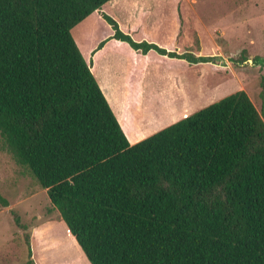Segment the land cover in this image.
Instances as JSON below:
<instances>
[{
	"label": "trees",
	"instance_id": "trees-1",
	"mask_svg": "<svg viewBox=\"0 0 264 264\" xmlns=\"http://www.w3.org/2000/svg\"><path fill=\"white\" fill-rule=\"evenodd\" d=\"M108 2L0 0L4 148L91 264H264L261 111L239 89L130 144L72 28L97 12L112 30L98 46L211 58L133 39Z\"/></svg>",
	"mask_w": 264,
	"mask_h": 264
},
{
	"label": "rangeland",
	"instance_id": "rangeland-1",
	"mask_svg": "<svg viewBox=\"0 0 264 264\" xmlns=\"http://www.w3.org/2000/svg\"><path fill=\"white\" fill-rule=\"evenodd\" d=\"M148 3L153 7L157 5L159 11H163L161 19L169 20L170 14H175L172 19L180 21L182 29L186 24L182 42L175 41L173 46L168 43L169 48L184 49L195 56L199 54L211 58L202 62L207 69L206 83L210 86L214 82L220 83L211 91V98L219 96L220 99L243 89L264 118V0H148ZM104 9L111 12L108 4ZM223 13L227 15L223 16ZM137 18L141 20L146 17L142 13ZM221 18L232 27L229 43L220 41L216 34H200L204 26L207 27L205 30L215 33L213 26L221 22ZM111 33V27L97 12H92L72 28V36L87 60L95 57L98 54L95 52L104 45L127 52L128 44L115 39L98 46ZM132 36L136 40H143ZM158 44L163 46L162 42ZM242 49L246 51L243 55ZM256 56L259 57L254 63ZM159 67L150 66L147 74L155 79L164 65ZM144 70L145 65L138 66L136 73L141 75ZM126 85L129 88L127 110L133 99H137L135 93L141 90L136 89L134 93L133 89L139 84H131L129 78ZM149 94L150 102L157 98L156 94ZM162 103L164 100H160ZM0 194L8 201L7 206L0 204V264H30V261L32 264H91L68 231L58 210L51 204L46 190L38 184L28 168L15 162L4 148L1 138Z\"/></svg>",
	"mask_w": 264,
	"mask_h": 264
},
{
	"label": "crops",
	"instance_id": "crops-1",
	"mask_svg": "<svg viewBox=\"0 0 264 264\" xmlns=\"http://www.w3.org/2000/svg\"><path fill=\"white\" fill-rule=\"evenodd\" d=\"M107 4L111 12L120 20L125 33L132 34L138 39H147V41L149 39L151 40L149 42L155 43L168 53L173 51L180 55L188 53L184 49L169 48L170 43L173 46L175 41L182 42L183 29L186 30V24L182 29L180 21L172 19L175 14H173L174 16L170 14L169 20L161 19L164 16L163 11H159L160 8L157 5L151 6L148 0H109ZM169 9H171V4ZM142 13L146 18L138 20L137 16ZM224 15L227 14L223 13ZM166 17L168 15L164 18ZM185 18L187 19V17ZM220 20L221 22L218 21L213 26L215 33L207 31L208 29L205 30L204 28L207 27L204 26L200 30V34L202 36L216 34L220 41L228 42L232 35V27L230 23H224V19ZM137 34L138 36H136ZM159 42H162L163 46H160ZM127 46H125L127 52L124 53L118 48H109L104 45L103 48L95 52L98 54L92 58V69L100 89L130 144L150 136L208 105L213 100H218L219 96L215 99L211 98L213 94L211 91L216 89L220 83L214 84V82L211 86L206 83L205 70L207 69L204 67V63H190L185 58L169 57L154 49L143 54L139 50ZM143 65H145V70L143 74L138 75L136 69ZM152 65L157 67L164 65L155 79L147 74ZM128 78L131 84H139L137 88L133 89V92L135 93L136 89L141 92L135 93L137 99H133L126 110L129 89L126 81ZM150 92L153 95L156 94L157 97L151 102L149 101ZM217 94L219 95V93ZM160 100H164V103L160 104Z\"/></svg>",
	"mask_w": 264,
	"mask_h": 264
}]
</instances>
